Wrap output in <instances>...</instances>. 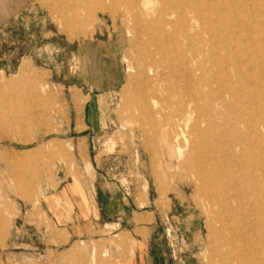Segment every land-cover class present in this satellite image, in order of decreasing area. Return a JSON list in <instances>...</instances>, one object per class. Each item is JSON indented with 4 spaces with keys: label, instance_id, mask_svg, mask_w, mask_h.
<instances>
[{
    "label": "rangeland",
    "instance_id": "rangeland-1",
    "mask_svg": "<svg viewBox=\"0 0 264 264\" xmlns=\"http://www.w3.org/2000/svg\"><path fill=\"white\" fill-rule=\"evenodd\" d=\"M191 4L199 23L163 14ZM190 97L212 125L198 135L183 122L177 138L165 108L186 115ZM262 168L264 0H0V264L131 253L113 225L73 243L46 237L42 193L95 175L125 196L127 216L154 223L163 264H264Z\"/></svg>",
    "mask_w": 264,
    "mask_h": 264
},
{
    "label": "crops",
    "instance_id": "crops-1",
    "mask_svg": "<svg viewBox=\"0 0 264 264\" xmlns=\"http://www.w3.org/2000/svg\"><path fill=\"white\" fill-rule=\"evenodd\" d=\"M25 62L20 63L19 69ZM108 186V182L99 183L96 175L91 182L80 177L60 176L54 186L42 193L39 202L42 215L52 228L46 237L60 244L73 243L77 239L94 237V230L113 225L114 234L127 233L135 241L131 253L112 246L113 264H163V252L152 241L154 223L137 220L139 217L133 215V210L127 216L125 196L109 195ZM119 201L122 208L111 210L110 203L116 206Z\"/></svg>",
    "mask_w": 264,
    "mask_h": 264
},
{
    "label": "bare ground",
    "instance_id": "bare-ground-1",
    "mask_svg": "<svg viewBox=\"0 0 264 264\" xmlns=\"http://www.w3.org/2000/svg\"><path fill=\"white\" fill-rule=\"evenodd\" d=\"M236 4V3H235ZM237 5V4H236ZM240 6V5H239ZM241 7V6H240ZM251 8H252V6H251ZM235 9V8H234ZM184 10L185 11H181V8H177V10H175V11H173L172 12V14H170V13H168V12H163V14H164V16H173V15H177L178 17H180V15L181 14H185V15H194L193 17H191V16H189V17H191L190 18V20H194L196 23L198 22L197 21V18H199L198 16H199V13H198V11H197V7H196V5H194V4H191V6H188V8L187 7H185L184 8ZM162 11H164V9H162ZM252 12V11H251ZM237 13V12H236ZM255 14V13H254ZM213 15V14H212ZM239 22V21H238ZM199 23V22H198ZM169 24H171V25H174L172 22H169ZM197 25V24H196ZM186 26L187 25H185V27L184 26H182L183 27V30H184V33L186 34V35H189V33H188V30H187V28H186ZM188 27V26H187ZM246 27H247V25H246ZM251 32H252V30H251ZM179 33H181L180 31H179ZM251 34V33H250ZM249 35V34H248ZM251 36H252V34H251ZM246 43V42H245ZM190 44V43H189ZM189 51L190 50H192V47H189V49H188ZM153 72V71H152ZM204 77V76H203ZM215 79V78H214ZM189 83H191L190 81H189ZM168 101H170V100H168ZM193 98H189V100H188V111L186 112L187 114L186 115H184V109H183V107L181 106V104L179 103V107H177V105H178V103H176V106H174V103L173 102H169L168 104H167V106H166V108L165 109H167L168 111H171V110H173L174 111V113L173 114H171V118H169V121H167V123H166V127H168V130L169 131H171V132H173V134L177 137V138H179L180 137V133L178 132V129L179 128H181V126H182V123L183 122H188V121H191V120H194V122H193V125H192V133L193 132H196V134H198V135H203L204 133H206V132H208L209 131V126H211L212 125V121H211V119L210 118H202V116L200 117L199 115H197V114H195L194 115V113H196V108H195V106H193ZM167 113V115L169 116V113H171V112H166ZM247 113V112H246ZM246 113L245 112H239L238 113V115H239V120H240V124H242V123H246L245 121H244V116L246 115ZM211 115H212V113H211ZM185 116H187L188 118H187V120H184V118H185ZM194 116H195V119H193L194 118ZM211 117V116H210ZM253 122V123H252ZM252 122H250V124L249 123H247V125L249 126V127H251L252 129H256V127H257V124H258V122L256 121V120H253ZM204 125H206L207 126V129L205 130V129H203L202 127L204 126ZM218 127H221V129H222V125H218ZM263 127V126H262ZM225 130H226V127L224 128ZM224 129H222L221 130V137L222 138H224L225 136H226V131L224 130ZM217 133V132H216ZM223 149L222 148H219V150L217 151V154H219V153H221V152H223L222 151ZM257 151V150H256ZM215 153L216 152H214V150H211V152H206L205 154H203V155H200L201 157H202V159L200 160L201 162H210L213 158H214V155H215ZM259 153V152H258ZM193 156V155H192ZM260 161V160H259ZM202 165V164H201ZM202 167H203V165H202ZM262 172H264V168H262ZM202 179V178H201ZM220 193V192H219ZM262 197V196H261ZM260 196L258 197V199L259 200H261L262 198H261ZM223 203V202H222ZM206 211V210H205ZM222 215V214H221ZM232 234V233H231ZM238 262V261H237Z\"/></svg>",
    "mask_w": 264,
    "mask_h": 264
}]
</instances>
